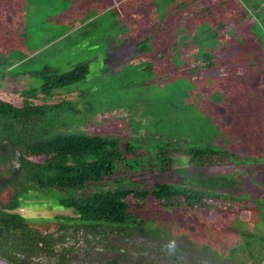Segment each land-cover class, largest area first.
Returning a JSON list of instances; mask_svg holds the SVG:
<instances>
[{
  "label": "rangeland",
  "instance_id": "1",
  "mask_svg": "<svg viewBox=\"0 0 264 264\" xmlns=\"http://www.w3.org/2000/svg\"><path fill=\"white\" fill-rule=\"evenodd\" d=\"M207 1H196L193 9H201ZM143 2L145 7L140 8ZM158 2L163 5L160 0H0V53L16 61V69L40 70L51 65L64 72L77 63L89 64L90 73L80 88L72 93L57 91L50 100H77L62 117L68 130L119 136L142 146L146 154L145 162L137 168H120L101 186L91 183L81 191L30 193L17 212L35 228L53 230L59 225L57 216L74 214L73 209L58 202L59 197L87 196L100 187L151 189L157 183H168L233 195L245 199L248 209L156 207L144 215L147 220L155 217L150 225L187 224L207 217L217 227L236 226L264 236V0H229L232 11L228 7L219 17L212 14L213 8L207 11L219 18L218 23L231 13L244 17L240 23L232 21V29L223 26L229 31L209 46L218 58L207 72L199 68L174 71L176 62L188 63L191 55L182 54L173 61L175 57L165 54L173 44L160 52L133 54L137 48L158 43L153 40V46L150 42L146 46L140 36L157 31L153 25L162 15L160 7L156 9ZM145 20L152 26L141 33ZM202 24L214 25L203 17L194 18L182 39L192 37ZM138 41L141 45L136 46ZM197 52V47L189 51ZM3 82L0 98L22 105L20 89L29 87L32 78L7 77ZM33 83L41 84V80ZM166 144L183 149L212 145L230 153L219 159L212 157L203 165L198 159L193 162L182 149L173 152V161L165 165L155 157L154 149ZM157 243L160 247L152 253L141 252L142 247L154 244L137 235L132 245L125 243L121 248H128L133 258L152 256L157 264H210L185 250L176 257L174 249L164 250L163 240ZM186 245L183 237L169 244L173 248ZM93 252L81 253L73 264H105L98 252ZM121 253L101 252L115 257Z\"/></svg>",
  "mask_w": 264,
  "mask_h": 264
},
{
  "label": "trees",
  "instance_id": "2",
  "mask_svg": "<svg viewBox=\"0 0 264 264\" xmlns=\"http://www.w3.org/2000/svg\"><path fill=\"white\" fill-rule=\"evenodd\" d=\"M160 1L163 5L158 2L156 9L160 7L162 15L154 24L156 26L153 25L157 31L146 32L144 39L140 35L141 43L146 42V46L148 42L153 46V40L158 43L146 49L137 48L133 54L139 56L150 50L160 52L173 44L172 49L165 52L175 57L173 61L176 62V57L182 54L191 55L188 63H175L176 72H191L196 68L202 72L211 70V63L218 58V54L209 46L214 45L223 32L229 31L226 28L232 29V21L240 23L244 20L243 16L231 13L229 18L218 23V17L230 8L229 0H209L201 9L195 10L193 7L198 0ZM144 4H140V8L145 7ZM137 7L138 4L135 5ZM211 8L212 14L218 17L206 14ZM200 17L214 25L209 27L204 23L192 37L182 39L188 24ZM226 20L231 23L226 24ZM151 26L145 20L141 33L143 28ZM141 43L138 41L135 45ZM194 47L198 49L197 55L189 53ZM15 63L0 53V88L7 77L29 76L32 82L29 87L20 89L22 105L0 98V257L15 264H73L81 253L90 255L96 251L97 255H102L105 264H157L152 256L133 258L128 248L122 251L121 245H132L136 236L140 235L154 244L142 247L141 252L152 253L155 247H160L157 241L163 240L166 243L162 246L164 250L169 252L174 249L176 257L180 250H185L207 259L210 264L263 262L264 236L257 237L236 226L217 227L207 217L187 224L172 222L170 225H150L155 222V217L145 219L144 215L156 207H209L214 210L223 206L229 210L248 209L245 199L200 187L168 183H157L151 189L100 187L87 196L69 194L59 197L58 202L73 209L74 214L57 216L59 225L55 229L42 231L31 225L25 215L17 212L30 193L39 196L48 195L47 191L54 189L81 191L91 183L101 186L120 168H137L146 160V154L142 146L119 136L68 130V124L63 122L62 117L70 112V107L77 100L50 102L57 91L72 93L79 87L90 73L88 63L74 64L72 69L64 72L51 65L40 70H18ZM34 80H41V84L34 85ZM36 99L44 101L37 103ZM182 149L166 144L154 149V153L158 160L170 165L173 161L171 154ZM183 150L193 162L201 160L203 165L208 164L212 157L230 153L212 145ZM181 237L186 240V246H169L170 242ZM78 249L83 252H77ZM103 249L122 253L116 257L99 254Z\"/></svg>",
  "mask_w": 264,
  "mask_h": 264
},
{
  "label": "water",
  "instance_id": "3",
  "mask_svg": "<svg viewBox=\"0 0 264 264\" xmlns=\"http://www.w3.org/2000/svg\"><path fill=\"white\" fill-rule=\"evenodd\" d=\"M0 264H15V263H12L7 259L0 257Z\"/></svg>",
  "mask_w": 264,
  "mask_h": 264
},
{
  "label": "flooded vegetation",
  "instance_id": "4",
  "mask_svg": "<svg viewBox=\"0 0 264 264\" xmlns=\"http://www.w3.org/2000/svg\"><path fill=\"white\" fill-rule=\"evenodd\" d=\"M101 252H102V251H99V254H101ZM107 252H108V251H107ZM112 252H113V251H111V252L109 251L108 253L111 254ZM98 256H99V255H98ZM101 256H102V255H100V257H101Z\"/></svg>",
  "mask_w": 264,
  "mask_h": 264
},
{
  "label": "crops",
  "instance_id": "5",
  "mask_svg": "<svg viewBox=\"0 0 264 264\" xmlns=\"http://www.w3.org/2000/svg\"><path fill=\"white\" fill-rule=\"evenodd\" d=\"M261 264H264V260H263V262Z\"/></svg>",
  "mask_w": 264,
  "mask_h": 264
}]
</instances>
